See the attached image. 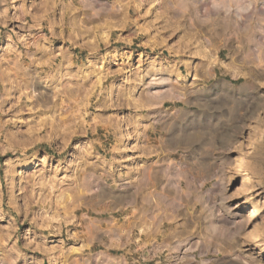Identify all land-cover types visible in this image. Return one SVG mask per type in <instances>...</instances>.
Returning <instances> with one entry per match:
<instances>
[{
  "label": "rangeland",
  "instance_id": "1",
  "mask_svg": "<svg viewBox=\"0 0 264 264\" xmlns=\"http://www.w3.org/2000/svg\"><path fill=\"white\" fill-rule=\"evenodd\" d=\"M251 68L264 0H0V264H264Z\"/></svg>",
  "mask_w": 264,
  "mask_h": 264
},
{
  "label": "bare ground",
  "instance_id": "2",
  "mask_svg": "<svg viewBox=\"0 0 264 264\" xmlns=\"http://www.w3.org/2000/svg\"><path fill=\"white\" fill-rule=\"evenodd\" d=\"M22 15H24V14H22ZM216 61L211 62L210 65L211 66L214 65ZM261 61L259 60V65L261 64ZM209 74H210L209 75L210 76V79L213 78L216 75L215 71L212 70V69L209 71ZM238 75H240V74H238ZM238 75H235V76L237 77ZM242 77L245 78V83L251 84L253 87H257L256 84H255V80L256 79L263 80L264 79V72L262 74H260V72L258 70L254 69V68H251L250 74H249V72L247 74L243 73V76ZM232 254H233V252H232ZM234 255H237L236 257H238V258H243L242 257V254L239 253V252H237V253L235 252Z\"/></svg>",
  "mask_w": 264,
  "mask_h": 264
}]
</instances>
